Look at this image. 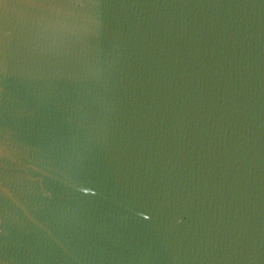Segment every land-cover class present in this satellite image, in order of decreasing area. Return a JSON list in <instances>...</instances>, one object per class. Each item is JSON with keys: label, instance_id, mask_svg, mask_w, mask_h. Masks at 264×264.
Listing matches in <instances>:
<instances>
[{"label": "water", "instance_id": "water-1", "mask_svg": "<svg viewBox=\"0 0 264 264\" xmlns=\"http://www.w3.org/2000/svg\"><path fill=\"white\" fill-rule=\"evenodd\" d=\"M0 264H264V0H0Z\"/></svg>", "mask_w": 264, "mask_h": 264}]
</instances>
